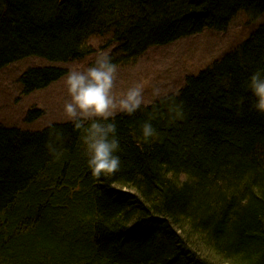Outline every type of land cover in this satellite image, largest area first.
Returning <instances> with one entry per match:
<instances>
[{
    "label": "trees",
    "instance_id": "1",
    "mask_svg": "<svg viewBox=\"0 0 264 264\" xmlns=\"http://www.w3.org/2000/svg\"><path fill=\"white\" fill-rule=\"evenodd\" d=\"M242 14L255 26L264 0H0V72L41 59L17 78L27 97L64 79L91 39L109 37L121 66L225 34ZM249 35L184 77L186 119L154 121L157 141L140 142L145 112L117 115L122 164L106 179L91 176L66 121L50 125L65 134L58 161L50 126L0 127V264H264V115L245 84L264 67V21Z\"/></svg>",
    "mask_w": 264,
    "mask_h": 264
},
{
    "label": "clouds",
    "instance_id": "2",
    "mask_svg": "<svg viewBox=\"0 0 264 264\" xmlns=\"http://www.w3.org/2000/svg\"><path fill=\"white\" fill-rule=\"evenodd\" d=\"M118 65L113 57L101 52L85 69H71L65 77L68 99L63 105L66 122L80 134L81 144L87 157V167L93 178L100 180L115 175L121 169V142L118 135V114L132 117L145 112L146 119L140 125V142L151 144L160 137L154 121H163L171 126L186 119L184 102L177 94L152 90L154 102H145L142 83L134 84L117 96L114 88ZM246 90L253 99L252 109L264 115V67H258L246 80ZM247 97H241L243 105ZM65 134L55 125L50 126L45 148L53 160L65 154Z\"/></svg>",
    "mask_w": 264,
    "mask_h": 264
},
{
    "label": "rangeland",
    "instance_id": "3",
    "mask_svg": "<svg viewBox=\"0 0 264 264\" xmlns=\"http://www.w3.org/2000/svg\"><path fill=\"white\" fill-rule=\"evenodd\" d=\"M263 21L264 19L257 21L255 26H249L246 15L242 14L233 21L225 34L204 32L200 36L180 40L168 47L150 50L134 63L118 66L114 94L119 96L137 83H142L144 86L147 104L154 100L152 90L155 87H159L162 92L175 93L183 86L185 76L199 73L223 54L234 50L235 46L244 42L255 27ZM109 40V37H105L89 41L91 54L81 62L66 65L67 72L74 68L85 69L101 52L111 56L114 53L113 48L106 46ZM43 64L39 60H26L7 67L1 72L0 122L40 130L52 123L66 121L63 105L69 97L65 87V78L50 86L48 90L38 91L27 97L21 93L17 79L20 74L28 68ZM32 109L43 111L45 116L35 121H39L38 123L28 126L23 122L29 116L35 117V113H29Z\"/></svg>",
    "mask_w": 264,
    "mask_h": 264
},
{
    "label": "bare ground",
    "instance_id": "4",
    "mask_svg": "<svg viewBox=\"0 0 264 264\" xmlns=\"http://www.w3.org/2000/svg\"><path fill=\"white\" fill-rule=\"evenodd\" d=\"M92 40V39H91ZM157 48H159V47H157ZM157 48H155V49H157ZM153 50V49H152ZM37 60H39V61H41V62H43L41 59H39V58H37ZM44 63V62H43ZM0 74H1V72H0ZM153 101V100H152ZM151 102V101H150ZM149 102V103H150ZM148 103V104H149ZM39 111H41V110H36V109H32V110H29V113H31V112H33V113H35V112H39ZM42 112V114H40L39 115V117H44L45 116V113L43 112V111H41ZM36 121V119L34 120V122H26V120H24V122L23 123H25L26 125H33V124H36V123H38V122H35ZM0 127H4V128H11V129H18V128H20V129H22V130H26V131H29V130H32V131H40V130H42V129H44V128H41L40 130H38V129H34V128H24V127H21V126H15L14 124H11V123H4V122H0ZM47 127H49V126H47ZM47 127H45V128H47Z\"/></svg>",
    "mask_w": 264,
    "mask_h": 264
}]
</instances>
